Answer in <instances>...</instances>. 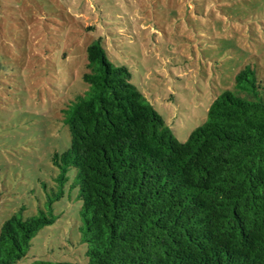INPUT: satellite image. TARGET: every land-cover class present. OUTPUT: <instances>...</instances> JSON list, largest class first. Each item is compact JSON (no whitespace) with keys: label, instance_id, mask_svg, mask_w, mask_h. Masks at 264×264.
I'll use <instances>...</instances> for the list:
<instances>
[{"label":"trees","instance_id":"1","mask_svg":"<svg viewBox=\"0 0 264 264\" xmlns=\"http://www.w3.org/2000/svg\"><path fill=\"white\" fill-rule=\"evenodd\" d=\"M87 88L63 109L70 143L54 152L56 188L44 207H24L0 226V264H18L31 241L77 192L76 231L85 262L28 264H264V86L250 64L179 141L107 57L86 47ZM73 169V176L68 172ZM57 203V204H56Z\"/></svg>","mask_w":264,"mask_h":264},{"label":"rangeland","instance_id":"2","mask_svg":"<svg viewBox=\"0 0 264 264\" xmlns=\"http://www.w3.org/2000/svg\"><path fill=\"white\" fill-rule=\"evenodd\" d=\"M98 37L179 141L245 64L264 86V0H0V226L56 188L52 157L70 143L63 109L87 88L86 47ZM76 193L18 264L85 262Z\"/></svg>","mask_w":264,"mask_h":264}]
</instances>
